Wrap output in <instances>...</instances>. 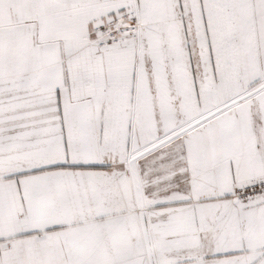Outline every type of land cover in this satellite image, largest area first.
<instances>
[{
  "label": "snow or ice",
  "instance_id": "obj_1",
  "mask_svg": "<svg viewBox=\"0 0 264 264\" xmlns=\"http://www.w3.org/2000/svg\"><path fill=\"white\" fill-rule=\"evenodd\" d=\"M0 264H264V0H0Z\"/></svg>",
  "mask_w": 264,
  "mask_h": 264
}]
</instances>
